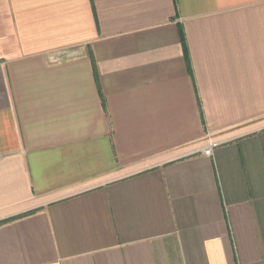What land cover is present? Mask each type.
<instances>
[{
    "label": "crops",
    "instance_id": "crops-1",
    "mask_svg": "<svg viewBox=\"0 0 264 264\" xmlns=\"http://www.w3.org/2000/svg\"><path fill=\"white\" fill-rule=\"evenodd\" d=\"M0 264H264V0H0Z\"/></svg>",
    "mask_w": 264,
    "mask_h": 264
},
{
    "label": "built area",
    "instance_id": "built-area-1",
    "mask_svg": "<svg viewBox=\"0 0 264 264\" xmlns=\"http://www.w3.org/2000/svg\"><path fill=\"white\" fill-rule=\"evenodd\" d=\"M214 146H215L214 144H210V145H208L207 147H205V148L203 149L204 154H206V155H211Z\"/></svg>",
    "mask_w": 264,
    "mask_h": 264
}]
</instances>
